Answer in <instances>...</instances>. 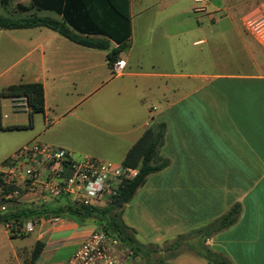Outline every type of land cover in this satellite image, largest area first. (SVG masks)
Masks as SVG:
<instances>
[{"label": "crops", "instance_id": "obj_1", "mask_svg": "<svg viewBox=\"0 0 264 264\" xmlns=\"http://www.w3.org/2000/svg\"><path fill=\"white\" fill-rule=\"evenodd\" d=\"M179 1L130 0L131 37L119 54V59L127 62L121 76L113 74L106 59L117 47L113 42L105 51L77 45L46 27L0 29V91L20 82L42 83L45 128L37 137L45 136L50 145L75 150L76 157L90 156L77 153L76 143L101 144L104 149L106 142L117 140L122 144L123 163L149 127L165 124L158 154L169 164L149 175L123 214L127 226L136 231V240L146 245L171 243L218 221L239 205L236 222L207 237L203 245L233 264H264V48L236 19L257 7L264 8V0H223L219 4L206 0L202 7H211L214 13L223 10L225 15L216 18L203 13L191 27L183 25L182 16H173L175 26L165 36L171 40V49L166 55L149 52L158 41L154 33L158 22L148 11ZM38 14L59 19L52 12ZM224 19L232 25L229 30H221ZM185 40L197 48L191 55L183 53ZM221 41L230 51H224L226 55L219 59L217 42ZM97 56H105V68L102 63L98 66ZM184 59L192 65H183ZM120 78L133 79L134 91L138 80L144 96L157 100L158 107L153 106L149 116H140L143 108L139 106V114L124 117L126 125L102 118L96 109L100 104L87 107L92 96ZM131 88L127 83L116 85L112 91L115 100L123 102ZM144 96L132 104L139 105ZM3 100L2 126H27L14 118L4 124ZM10 100L15 108L16 102L22 101L21 109L29 110L23 99ZM131 110L130 104L121 109L123 113ZM30 123L35 126V117ZM77 131L80 138L71 139ZM95 230L93 222L71 219L40 223L29 248L33 249L28 264L66 261ZM143 232L149 241L139 240ZM37 242L43 243V249L33 259ZM16 259L25 264L19 253Z\"/></svg>", "mask_w": 264, "mask_h": 264}, {"label": "trees", "instance_id": "obj_2", "mask_svg": "<svg viewBox=\"0 0 264 264\" xmlns=\"http://www.w3.org/2000/svg\"><path fill=\"white\" fill-rule=\"evenodd\" d=\"M12 0H0V29H29L35 27L49 28L77 45L109 50L111 42L117 47L107 53L106 59L110 67L119 59V54L125 49L126 42L131 37L130 0H29L28 4L18 3L16 12L26 17L14 19L3 15L1 9L8 10ZM52 12L59 19L50 16H40L38 12ZM15 15V14H14ZM17 101L23 99L30 110V121L34 113L45 112V94L43 84L40 82H20L12 84L0 91L2 99ZM31 125V123H30ZM20 126L4 128L0 130L16 129ZM165 124H154L149 127L140 139L129 149L123 165L138 168V175L124 182L118 192V198L122 203L116 208L117 200L105 206L76 205L66 196L39 204L34 208L12 209L6 216L0 217V225L11 218L22 219H71L77 223L93 222L96 230L103 231L107 235L116 237L121 243L129 246L136 255L142 252L135 237V231L122 222V208L135 195L138 189L143 187L149 175L158 172L168 166L169 162L159 157V149L164 143ZM2 180L0 179V185ZM240 213V206H234L218 221L209 226L197 230V235L205 240L207 237L232 226ZM43 249V243L37 242L33 250V259H37ZM212 264V255L217 260L215 264H233L220 254L207 251L202 254Z\"/></svg>", "mask_w": 264, "mask_h": 264}, {"label": "built area", "instance_id": "obj_3", "mask_svg": "<svg viewBox=\"0 0 264 264\" xmlns=\"http://www.w3.org/2000/svg\"><path fill=\"white\" fill-rule=\"evenodd\" d=\"M194 1L205 3L206 0ZM242 22L264 48V8L257 7L245 14ZM126 67V60L118 59L112 66L113 74L123 75ZM138 172V168L101 159H75L62 148L29 142L0 166V217L12 212L16 200L29 196L40 204L66 196L76 205H109L117 200L120 186ZM60 220L8 218L2 226L12 236L21 237L35 231L40 223L54 224ZM134 255L118 238L95 230L59 264H129Z\"/></svg>", "mask_w": 264, "mask_h": 264}, {"label": "rangeland", "instance_id": "obj_4", "mask_svg": "<svg viewBox=\"0 0 264 264\" xmlns=\"http://www.w3.org/2000/svg\"><path fill=\"white\" fill-rule=\"evenodd\" d=\"M214 3H224L223 0H212ZM235 1V0H233ZM18 3L21 4H27L26 0H12L10 8L8 10L1 9V12L3 15L11 16L14 19H20L26 17L23 14H18L16 12V5ZM203 4L196 3L191 0H182L177 2L176 4H171L162 8L154 7L151 8L150 11H148L147 15L151 17L156 18V22H158L157 30L154 31L156 34V37H158V41L155 43V46L151 47L149 52H158L157 55L167 54V52L171 49V40L165 39L166 34L169 32L171 33V27L175 26L173 24V20L171 17L173 16H182L184 19L183 25L185 27H191L196 25V20L200 19V17L203 15V13H212L214 17H223L225 15V11L221 10L219 12H215L212 10L211 7H204L202 13L196 12V9H200ZM223 9V7L221 8ZM242 8H239V10ZM207 11V12H206ZM15 14V15H14ZM54 14V13H53ZM55 16V14H54ZM243 16H238L236 18L239 19V24L241 25ZM179 20V19H178ZM175 21V20H174ZM211 24V23H210ZM219 27V26H218ZM216 27V29H219ZM221 30H229L232 28V25L227 22V19H224L222 23L220 24ZM186 29V28H185ZM215 29V30H216ZM188 42L185 40L184 43H182V50L185 55H191L194 53V51L197 48L191 47ZM226 44L221 41L217 42V58H221L225 56L226 54H223L224 51H230V49H225ZM204 48L205 46H199ZM128 51V50H127ZM160 51V52H159ZM127 53V52H126ZM100 56H103L100 54ZM98 57V66L102 63V66L105 68V56L104 57ZM159 57V56H158ZM160 58V57H159ZM171 63V62H168ZM183 65H192L190 64V61L184 59ZM102 67V68H103ZM137 82V89L135 87L134 91V80L130 81L126 78H120L115 83H112L108 85L107 87L103 88L101 91H99L96 95L92 96L89 99V105H95L96 107L98 104H100L96 109L100 113V116L104 118L105 120H108L109 123H112V119H115L117 122H122V124L126 123L124 120L128 116H133V113L139 114V106L143 108V112L140 116H142L144 113L149 116V110L153 106L158 107V101L155 100L153 97L150 96H144V87L139 84V81ZM127 83L130 85L131 91L127 96L122 97L123 102H120L116 99L115 93L112 94L113 88L118 84H124ZM137 91V94L135 95V92ZM154 91V90H153ZM156 91H158L156 89ZM144 96L145 99L141 101V103L138 104H132L134 102V99L137 97ZM3 111H2V118L4 124L9 121L10 119H18L20 121H23L25 123H28L27 126H21V128L16 129H5L0 130V166L4 164L5 160L10 158L17 150H19L21 147H23L25 144L29 142H38L40 144H47L50 145L49 142L46 140L45 136L37 137L41 131L45 128L44 124V117L43 113H34L32 116L35 117V126H32L29 124L30 120V111H24V109H21V102H16V107L13 106V103L10 99L3 100ZM130 104L132 110L131 112H122L121 109L125 107V104ZM29 109V108H28ZM4 115H7V118L4 117ZM125 117V119H124ZM140 120V118H138ZM120 124V123H119ZM118 124V125H119ZM127 124H129L127 122ZM77 130L80 131V129L77 128ZM79 131L76 132V134L71 135V139L80 138V135H78ZM51 134H54L52 132ZM107 138H110L107 136ZM119 140V139H118ZM111 141L106 142L104 146V149H101V144H80L76 143L75 145L77 148V153H84L85 156L81 155L78 157L82 158H96L101 159L105 161H110L116 164L122 163L121 157H122V144H119L117 141ZM114 143V144H113ZM113 144V145H112ZM119 144V145H118ZM118 145V146H116ZM54 148H62L64 150H67L70 152L75 159H82L76 157L73 153H75V150H68L67 148L59 147V146H53ZM90 151H97V152H89ZM90 153H99L100 155H96V157L91 156ZM132 200V199H131ZM130 200V201H131ZM130 201L123 205L122 208V222L127 226L125 223V220L123 218L124 210L126 209L127 205L130 203ZM40 203L34 199L33 196L21 198L19 201L16 200L14 204L12 205L13 209H21V208H34L38 206ZM128 227V226H127ZM135 231V230H134ZM9 236H8V235ZM5 233V228L0 225V264H19L16 259V253H19V255L23 256V259L25 261V264L29 263V260L31 258V252L32 249H29L35 240L37 236L36 229L35 231L24 234L21 237L12 236L9 232ZM146 233L143 232V237L140 236V241H149L148 238H144V235ZM151 236V235H150ZM134 237H136V231L134 234ZM202 236L197 235L196 233H192L186 236H181L176 238L173 242L163 244V245H146L141 244L138 240H136L140 245L143 246L142 252H139L138 255H134L133 260L130 261L129 264H209L208 259H206L202 254L206 253L207 251H211L210 249L206 248L203 245L204 240L201 238ZM137 239V238H135ZM145 243V242H144ZM147 243V242H146ZM137 253V251L135 252ZM217 260L215 255H212L211 262L212 264H215L214 262Z\"/></svg>", "mask_w": 264, "mask_h": 264}, {"label": "water", "instance_id": "obj_5", "mask_svg": "<svg viewBox=\"0 0 264 264\" xmlns=\"http://www.w3.org/2000/svg\"><path fill=\"white\" fill-rule=\"evenodd\" d=\"M123 199L122 198H119L117 200V202L115 203V207L117 208L121 203H122Z\"/></svg>", "mask_w": 264, "mask_h": 264}]
</instances>
